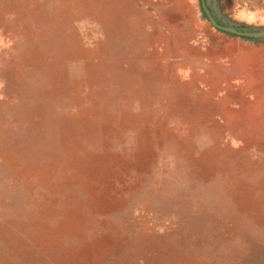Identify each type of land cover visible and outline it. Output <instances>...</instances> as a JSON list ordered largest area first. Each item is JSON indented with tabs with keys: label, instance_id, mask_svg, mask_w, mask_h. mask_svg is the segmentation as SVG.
Returning <instances> with one entry per match:
<instances>
[{
	"label": "rangeland",
	"instance_id": "1",
	"mask_svg": "<svg viewBox=\"0 0 264 264\" xmlns=\"http://www.w3.org/2000/svg\"><path fill=\"white\" fill-rule=\"evenodd\" d=\"M0 264H264V0H0Z\"/></svg>",
	"mask_w": 264,
	"mask_h": 264
}]
</instances>
